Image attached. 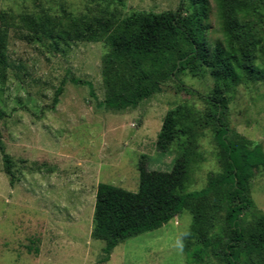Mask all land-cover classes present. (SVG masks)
<instances>
[{
	"label": "rangeland",
	"instance_id": "obj_1",
	"mask_svg": "<svg viewBox=\"0 0 264 264\" xmlns=\"http://www.w3.org/2000/svg\"><path fill=\"white\" fill-rule=\"evenodd\" d=\"M179 1L0 0V10L123 18L132 11H174ZM209 2L208 35L219 40L216 3ZM24 35L25 30L9 31L6 80L0 82V145L12 163L9 175L0 149V264H95L104 257V241L91 236L97 184L136 191L142 154L149 169L170 170L178 149L173 145L159 152L155 147L162 119L183 103L204 110L200 95L211 92L213 80L207 73L184 70L136 107L109 109L98 105L105 96L102 42H38ZM69 77L90 82L95 97ZM62 80L63 91L53 106ZM177 83L198 94L179 90ZM225 121L231 133L264 152V81L238 85ZM196 142L203 160L193 168L187 191L204 188L207 175L221 171L211 126L200 130ZM248 194L254 209L264 212L263 169L250 179ZM191 223L184 209L159 228L119 242L97 264H227L219 247L209 248L200 261L188 259L196 243L189 235Z\"/></svg>",
	"mask_w": 264,
	"mask_h": 264
},
{
	"label": "trees",
	"instance_id": "obj_2",
	"mask_svg": "<svg viewBox=\"0 0 264 264\" xmlns=\"http://www.w3.org/2000/svg\"><path fill=\"white\" fill-rule=\"evenodd\" d=\"M215 3L223 35L219 40L208 35L209 0H180L174 11H132L123 18L0 10V82L6 80L12 28L25 30L24 36L38 42H102L106 47L101 59L105 96L98 105L109 109L136 107L184 70L193 75L207 73L213 80L211 92L200 95L204 110L183 103L167 110L162 119L155 147L159 152L173 145L178 149L170 170L149 169L142 154L136 191L97 184L91 236L104 241V257L97 263L106 261L119 242L159 228L188 209L192 215L189 235L196 239L188 259L200 261L209 248L219 247L227 264H264V212L254 209L248 194L250 179L257 170H264V152L231 133L225 121L238 85L264 81V0ZM68 80L87 86L95 97L90 82ZM63 84L64 80L55 89L53 106ZM177 87L198 94L182 83ZM207 126L213 129L221 171L209 173L204 188L187 191L193 168L203 160L196 141ZM0 149L5 171L12 175L11 159L2 145Z\"/></svg>",
	"mask_w": 264,
	"mask_h": 264
},
{
	"label": "crops",
	"instance_id": "obj_3",
	"mask_svg": "<svg viewBox=\"0 0 264 264\" xmlns=\"http://www.w3.org/2000/svg\"><path fill=\"white\" fill-rule=\"evenodd\" d=\"M26 250H27V248H26ZM28 252V251H27Z\"/></svg>",
	"mask_w": 264,
	"mask_h": 264
}]
</instances>
